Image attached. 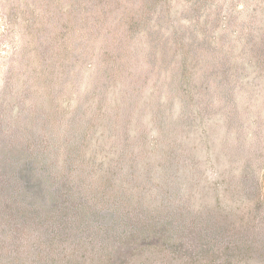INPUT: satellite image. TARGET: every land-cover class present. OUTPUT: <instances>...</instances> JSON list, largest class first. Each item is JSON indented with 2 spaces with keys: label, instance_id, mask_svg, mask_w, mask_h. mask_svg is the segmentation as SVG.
<instances>
[{
  "label": "clouds",
  "instance_id": "1",
  "mask_svg": "<svg viewBox=\"0 0 264 264\" xmlns=\"http://www.w3.org/2000/svg\"><path fill=\"white\" fill-rule=\"evenodd\" d=\"M0 169V264H264V0H0Z\"/></svg>",
  "mask_w": 264,
  "mask_h": 264
},
{
  "label": "trees",
  "instance_id": "2",
  "mask_svg": "<svg viewBox=\"0 0 264 264\" xmlns=\"http://www.w3.org/2000/svg\"><path fill=\"white\" fill-rule=\"evenodd\" d=\"M5 175V170L0 169V176ZM16 178L20 180L21 186L25 194L30 197L31 202H39L45 204L49 198L53 196L50 186L40 178L39 175H33L30 164H22L16 170ZM52 206H55L53 200ZM111 217H108L106 222H110ZM112 227H118L117 224H112Z\"/></svg>",
  "mask_w": 264,
  "mask_h": 264
}]
</instances>
